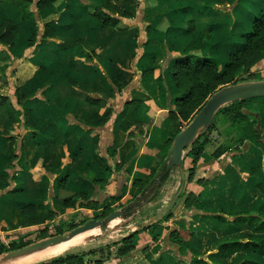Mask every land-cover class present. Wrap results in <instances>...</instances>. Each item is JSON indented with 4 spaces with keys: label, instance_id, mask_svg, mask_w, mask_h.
Masks as SVG:
<instances>
[{
    "label": "rangeland",
    "instance_id": "374dc122",
    "mask_svg": "<svg viewBox=\"0 0 264 264\" xmlns=\"http://www.w3.org/2000/svg\"><path fill=\"white\" fill-rule=\"evenodd\" d=\"M37 1L33 0L31 4V9L36 12V22H29L21 18V6L27 0H0V31L3 29L0 96L8 98L4 103L0 101V241L4 244L0 264L11 263L12 259L3 261L2 257L14 250L13 245H18L22 238L32 243L69 231L89 219L105 220L116 210H121L124 218L119 229L112 231L110 223H105L99 227L100 234L88 241L57 248V254L49 258L21 264H44L70 256H81L85 264H151L148 258L151 254L152 259H156L157 252L145 248L143 252L127 256L133 245L126 237L136 229L146 228V219L162 222L170 218L171 214H167L177 203L176 198L172 205L177 183L172 185L171 181L180 175V166L173 169L163 185L159 203L146 204L152 192L148 189L145 193L143 187L168 159L175 135L188 125L192 116L174 118L175 133L170 141L166 140L165 147L154 158L155 162L151 160L150 171L130 176V169H125V157L120 155L128 150L127 140L134 141L136 147L147 133L144 122L125 119V115L128 113L129 117L130 114L131 80L151 73L156 56L150 55L157 53V47L169 44L168 49L171 46L179 51L183 48L182 41L185 42L186 37L177 38L176 35L179 32L187 35L186 28L180 31L178 25L186 27L187 21L191 20L195 27L197 17H204L210 5L216 11L228 13L223 16L232 17L231 9L238 6L245 12L253 10L256 13L257 0H96L117 6L108 12L128 23L121 32L96 25L83 7L92 0H56L54 5L60 15L50 13L45 17L38 13ZM241 1L246 4H240ZM7 20L18 24L13 34ZM238 21L234 23L233 17L229 21V38H233L234 31L241 25ZM35 32L39 34V41L40 35H49L42 45L29 47L28 41ZM209 37L210 34L208 37L206 34L205 38ZM151 44L152 51H147ZM101 45L102 50H99ZM82 50L94 52L101 61L96 57L89 58ZM256 63L247 65L227 80L240 83L263 80L261 65ZM117 69L127 80L122 89L112 82ZM19 93L25 96V105L19 104ZM87 96L97 97L99 102L89 103ZM97 110L100 121H91V112ZM245 115L253 118L243 112L242 103L225 105L212 125L199 135L195 148L204 139L211 141L218 136L227 140L229 130H234ZM30 120L32 125H29ZM113 140L118 141L116 146L112 144ZM221 146L229 149V141ZM12 149L16 158L12 157ZM191 153L194 160L195 155ZM99 156L105 157L115 169L109 177L102 173ZM85 174H95L101 182L95 186L89 200L79 201L75 207H65L62 198L70 193L61 189V179L66 175ZM191 178L192 175L188 180ZM15 188L21 191L10 192ZM179 194L182 196L181 192ZM193 200V194H187L181 209L176 208V211L181 213L187 209L192 212ZM174 221L172 237L180 231L183 235L187 225L183 219ZM171 246L175 248V245ZM175 256L183 264H197L190 248L182 245L179 252L176 249ZM78 258H72L70 264H78Z\"/></svg>",
    "mask_w": 264,
    "mask_h": 264
},
{
    "label": "crops",
    "instance_id": "0c3cea01",
    "mask_svg": "<svg viewBox=\"0 0 264 264\" xmlns=\"http://www.w3.org/2000/svg\"><path fill=\"white\" fill-rule=\"evenodd\" d=\"M240 4L246 3L241 1ZM241 9L243 8L239 6L231 9L234 23H237L238 20L241 23L234 31L233 38H229V21H232V17L223 16L228 14L225 11H216L209 7L210 12L206 10L204 17L201 16L196 19V31L209 32L210 34V37L201 46V52L206 57L217 60L220 69L229 62L230 54L235 47L245 41L243 34L247 30L250 13ZM251 11L253 12V10ZM221 18L222 22L220 21ZM124 23L128 24L125 21ZM177 28L182 31L185 26L178 25ZM185 33L187 32L185 31ZM178 36L186 37L185 42L182 41L183 48L180 51L174 49V46L168 49L169 42L166 41L167 47L162 44L161 48L155 49V51L157 50L156 54L150 55L156 56L151 73L143 77L137 76L131 80L133 83L130 90L129 102L131 103L130 106L128 104L130 114L128 117L127 113L125 119L128 122H144L147 126V133L140 139L136 147L133 145L134 141L126 138L129 147L127 152L120 156L125 157V169H130V176L136 173L138 175L148 173L152 168L154 158L158 156L163 149L162 147H165L166 140L170 141L175 133L176 124L171 117V111L176 108V101L180 93L173 80L174 65L178 58L188 54V40L191 37L182 32L176 35L177 38ZM102 47L101 45L99 50H102ZM152 49L151 44L147 51H152ZM258 64L261 65V71L264 73V53L257 61L256 65ZM134 82L136 83L134 84ZM249 101L251 103L247 105ZM242 105L244 113L253 115L252 122L259 135L243 142L239 141V136L234 130H229V140L216 136L205 145L195 165L194 156L187 148L180 165V172H178L180 175L175 176L171 181L172 185L177 183L176 197L171 200L173 205L177 198V203L173 206L175 210H170L167 214H171L170 218L165 217L166 220L162 222L156 220H149L148 222L146 219L145 224L148 228L133 236L131 242L133 247L127 256L143 252L145 248H149L152 253L157 252L158 256H162V260L158 264H183V261H179L175 256L176 249L179 252L182 244H179L175 235L172 237L175 229L172 225L173 222H176L174 220L183 219V222L194 233L190 238L191 248L204 254L205 259L209 262H231L239 254H246L252 261L251 264H264V251L253 248L229 251L225 257L216 253L217 244L221 240L246 242L248 241V234L264 235L263 230L257 231L255 229L256 222L238 224L234 222V218L231 216L232 213L241 208H251L257 204L264 211V190L259 187V184H264V97L247 99L242 102ZM97 111L100 113L99 110ZM216 138L219 139L216 141ZM224 141L226 143L229 141V149H222L221 145L225 143ZM113 142L112 144L116 146L118 141ZM152 159L153 161H151ZM110 165L112 166V164ZM255 167H258L257 171H253ZM190 175L192 178L188 180ZM180 192L182 196L179 194ZM187 194H195L197 202L194 203L192 212L184 209L180 213V210L176 211V208L181 209ZM209 211L224 214L229 218V222L222 223L204 217L203 214H207ZM170 243L175 245V248ZM182 247L185 246L182 245ZM146 261L148 262V260ZM195 263L200 264L198 258L195 259ZM103 264H107V262Z\"/></svg>",
    "mask_w": 264,
    "mask_h": 264
},
{
    "label": "trees",
    "instance_id": "16d2710c",
    "mask_svg": "<svg viewBox=\"0 0 264 264\" xmlns=\"http://www.w3.org/2000/svg\"><path fill=\"white\" fill-rule=\"evenodd\" d=\"M56 0H38L37 1V9L38 13L41 17H45L50 13H54V15H60V10L54 5ZM33 0H27L26 4L21 6V18L23 21H31L36 22V12L31 9V4ZM132 2L130 1V4ZM258 3L257 12H250L249 14V24L247 30L244 32L243 36L245 38L244 43L239 44L233 52L230 54L229 62L222 68L219 69L218 61L206 57L201 52V46L207 40L208 33L197 32L196 28L193 26V21L188 20L186 25V32L191 36L188 40V54L177 59L174 65L173 72V80L175 85L180 93L176 101V108L171 111V117L177 119L178 117L182 119H188L192 116V119L201 111V109L205 106L207 100L211 97L213 93H215L218 89L227 86L238 84L240 82L227 80V78L234 76L240 70H242L247 65L257 62L264 53V0H257ZM209 4H206V6ZM210 5L208 8H212ZM84 9L87 12V15L95 20L96 25L102 29L111 28L118 32L125 30L128 27V24H125L124 21L111 15L108 10L117 9V6L114 4H103L100 1L92 0L87 3H84ZM50 8H52L50 12ZM125 15H128V11H124ZM8 21V20H7ZM9 22V21H8ZM13 28V34L18 27L16 22H9ZM190 26L188 27V25ZM2 26V25H1ZM3 29L0 31V39L3 37L2 35ZM38 32L34 33L33 38L28 41L29 47H35L42 45L45 39L49 34L40 35V41L38 40ZM199 50V51H196ZM83 54L87 55L89 58L96 57L101 61V58L96 56L94 52L90 51H81ZM6 69V66H4ZM112 82L114 86L118 89H122L127 85V80L122 74L120 69H117L112 76ZM245 82V81H244ZM243 83V82H242ZM8 98L6 96H0L1 103H4ZM86 100L89 103L96 104L99 102V98L93 96H87ZM245 100H240L233 102L231 105L241 104ZM18 102L21 105H25L27 100L23 94H18ZM221 109V108H220ZM219 109V110H220ZM100 117V114L96 111H92L90 115V120L97 121ZM245 118L236 123L234 131L237 132L239 136V141L243 142L246 139L257 137L259 132L254 127L252 119L248 116H244ZM32 125V120L29 121V125ZM181 130H178V133ZM202 135V134H201ZM34 136H36V132H34ZM13 138V137H11ZM200 136L197 137L199 139ZM197 139L188 146L190 152H193L195 155L194 163L196 164L201 152L203 151L205 145L209 140L204 139L197 148H195V143ZM194 146V147H192ZM15 151L12 149V157H17L14 153ZM170 156V155H169ZM168 156V159H169ZM98 163L102 168V173L104 176L109 177L113 172L114 168L109 164L108 160L105 157H97ZM168 159L164 162V164L160 167V169L156 172V174L151 178V180H147L144 184V192L148 189H151L152 196H148L146 199V203L150 201H155V203H159L162 199V188L165 182L169 179L171 172L174 168L178 166H174L171 169H167ZM194 164V165H195ZM258 167L253 168V171H257ZM95 173V172H93ZM95 174L90 175H66L60 181V187L62 190H65L70 193V195L62 198V204L65 207H75L79 201L89 200L91 197V192L94 190L95 186L98 185L101 180ZM261 190H264V184H259ZM19 192L20 188H15L10 192ZM146 193V192H145ZM194 200L192 201V205L197 202V196L193 194ZM140 203V200L137 202ZM204 217L215 219L219 222L226 223L229 222V218L224 214H217L215 212L209 214H203ZM234 218V222L238 224L242 223H253L256 222L255 229L257 231H264V211L260 205H255L251 208H241L238 211L231 214ZM148 228V227H146ZM70 229V228H69ZM145 229V228H144ZM140 230H136L132 233H129L126 237L127 241L132 242L133 236L139 232ZM64 232V231H61ZM180 231L176 233L175 238L178 239L179 244H182L186 248H190L192 252L193 258L199 260L200 264H251L252 261L248 258L246 254H239L236 258L231 262H221L214 261L209 262L205 258L201 257L198 251H195L190 246V238L194 235V233L189 229L185 228L183 230V235ZM248 241L242 242L240 240H229L224 239L218 242L216 253L222 255L223 257L227 256L229 251H234L236 249L246 250L248 248H253L259 251H264V235H247ZM29 244V241L25 239H20L18 245H13L14 249L20 248L24 245ZM4 249V244L0 241V253ZM72 258L78 257H67L66 259H59L53 262H46L44 264H70ZM148 260L151 264H158L162 260V256H158L156 259H152L150 254ZM78 264H85L82 257L80 256L77 259Z\"/></svg>",
    "mask_w": 264,
    "mask_h": 264
},
{
    "label": "water",
    "instance_id": "95a60500",
    "mask_svg": "<svg viewBox=\"0 0 264 264\" xmlns=\"http://www.w3.org/2000/svg\"><path fill=\"white\" fill-rule=\"evenodd\" d=\"M255 97H264V80L227 85L213 93L201 111L186 127L176 134L173 141L172 151L167 162V169L169 170L174 166H180L182 164L185 150L204 130L212 125L215 114L221 107L229 103ZM116 216H123L122 211L116 210L112 212L105 220L89 219L85 223L78 225L69 231L39 239L20 248L11 250L2 257V260H11L68 242L82 232L95 227H101L105 223H110Z\"/></svg>",
    "mask_w": 264,
    "mask_h": 264
},
{
    "label": "bare ground",
    "instance_id": "6f19581e",
    "mask_svg": "<svg viewBox=\"0 0 264 264\" xmlns=\"http://www.w3.org/2000/svg\"><path fill=\"white\" fill-rule=\"evenodd\" d=\"M124 221V218L122 216H116L113 218V220L110 222V227L113 230L119 229L121 226V223ZM109 227V228H110ZM100 234V228L95 227L92 229H89L85 232H82L78 235H76L73 239H71L68 242L61 243L59 245L49 247L47 249L41 250V251H36L34 253L28 254V255H23L17 258L12 259L10 264H21V263H27V262H35L40 259H46L49 258L50 256L57 254V248L60 247H67L71 246L73 244L81 243L84 241H88L91 238H94Z\"/></svg>",
    "mask_w": 264,
    "mask_h": 264
}]
</instances>
